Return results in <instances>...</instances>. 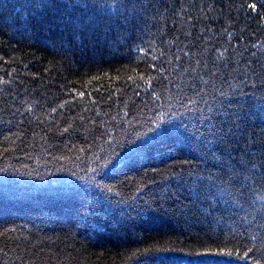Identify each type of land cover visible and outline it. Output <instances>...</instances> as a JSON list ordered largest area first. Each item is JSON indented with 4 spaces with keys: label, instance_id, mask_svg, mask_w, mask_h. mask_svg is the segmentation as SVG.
Masks as SVG:
<instances>
[{
    "label": "trees",
    "instance_id": "trees-1",
    "mask_svg": "<svg viewBox=\"0 0 264 264\" xmlns=\"http://www.w3.org/2000/svg\"><path fill=\"white\" fill-rule=\"evenodd\" d=\"M102 2L119 17L110 29L101 10L66 0L43 9L0 0V264H264V217L253 220L251 193L214 200V217L188 211L196 176L259 154L264 112L241 97L233 146L210 151L149 131L172 121L163 126L182 132L172 113L184 109L164 80L179 71L176 37L185 51L204 36L196 42L213 52L238 48L264 63L261 0ZM255 83L246 91L259 94ZM100 157L120 163L94 173ZM209 249L232 255H187Z\"/></svg>",
    "mask_w": 264,
    "mask_h": 264
},
{
    "label": "snow or ice",
    "instance_id": "snow-or-ice-1",
    "mask_svg": "<svg viewBox=\"0 0 264 264\" xmlns=\"http://www.w3.org/2000/svg\"><path fill=\"white\" fill-rule=\"evenodd\" d=\"M66 2L74 10H101L105 20L109 21L106 26L108 29L111 28V20L115 19L117 22L119 20L118 16L114 14L110 16L108 12L104 11L113 6L103 3L102 0H80L79 3L77 0H66ZM30 3L36 9H43L49 8L52 0H30ZM247 7L255 10L257 4L252 3ZM261 7H264V0H261ZM118 10L117 7L115 11ZM87 20L94 26L96 25L93 16H88ZM36 23H47V18L41 17ZM109 34L111 32L107 30L104 33L105 37ZM184 35L187 38L191 37L192 33L189 31ZM201 39H207V37H196V41ZM196 41H191L192 48L188 51L180 47L179 37L172 41L177 49L172 56L175 61L179 62V71L176 68L172 69L171 75L176 77L175 81L171 79V76L164 78L168 83L175 85L176 92L172 93L171 98L175 100L176 105L184 109V112L172 113V116L179 120L175 127L182 129V132L174 133L173 129L163 126L172 123V121L155 122L156 128L149 129V131H158L160 136L182 135L193 141L200 151H210L215 145L232 147L230 139L236 136L235 129L240 128L237 120L240 119L239 112L243 111L245 107V104L241 103V97L250 98L249 107H258L261 112H264V63L246 58L244 52L238 48L224 47L223 51L217 48L213 52L206 44L202 45ZM253 47L256 46L253 45ZM251 56L255 57L256 53L252 52ZM257 64L259 67H256ZM152 67L154 68L155 65ZM256 79L260 80L259 94L256 91H246L249 87L257 88ZM249 81H252L250 85ZM168 83L161 81L164 91H169ZM209 97H211L212 103H209ZM253 99L255 104L251 103ZM186 114L198 115L193 121L191 118L185 119ZM64 131L67 132L68 129L66 128ZM139 138L138 136L137 139ZM134 143V141H129L130 145ZM138 150L139 146L133 148L134 152ZM234 159L229 153V161ZM119 163V160L114 161L111 157H100L97 167L92 171L96 173L109 166L115 167ZM189 175L193 174L189 173ZM192 183L194 185L191 188L193 198L190 202L191 207L188 208L191 214L214 217L217 203L220 200H223V204L228 203V199H224V197L237 201L239 197H247L251 193L255 197L249 204V207L252 208L253 220H256L257 215L264 217V143L261 144V151L258 155L253 154L241 158L235 163H230L226 168L220 170L219 175L213 176L211 173L198 175ZM107 190L111 191V188ZM257 199L259 200L258 204ZM214 200L217 203H213ZM237 207L244 208V204L238 203ZM225 216H221V219H224ZM241 219L247 220V214ZM257 226L264 227V225ZM251 251L252 248H248L244 256L246 257ZM187 255L231 256L232 252L224 249L219 251L209 249L205 252H189ZM190 264H203V262H190ZM256 264L259 262L257 261Z\"/></svg>",
    "mask_w": 264,
    "mask_h": 264
}]
</instances>
